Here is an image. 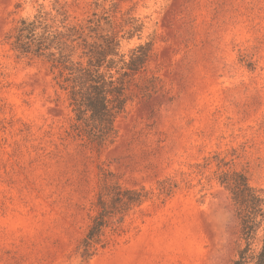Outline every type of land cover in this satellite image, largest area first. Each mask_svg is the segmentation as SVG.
Wrapping results in <instances>:
<instances>
[{"label": "rangeland", "instance_id": "1", "mask_svg": "<svg viewBox=\"0 0 264 264\" xmlns=\"http://www.w3.org/2000/svg\"><path fill=\"white\" fill-rule=\"evenodd\" d=\"M0 0V264H71L95 215L101 170L125 187L151 190L215 152L244 153L264 195V0H124L122 13L155 38L142 76L162 89L136 90L101 150L70 135L67 93L38 62L18 61L5 35L37 9ZM82 18L96 0H66ZM108 8L113 0H101ZM50 9V0H38ZM21 7H17V6ZM135 38L126 49L138 44ZM245 150V152H244ZM87 264H231L242 245L228 191L196 178L165 202L134 209Z\"/></svg>", "mask_w": 264, "mask_h": 264}, {"label": "trees", "instance_id": "2", "mask_svg": "<svg viewBox=\"0 0 264 264\" xmlns=\"http://www.w3.org/2000/svg\"><path fill=\"white\" fill-rule=\"evenodd\" d=\"M50 9L37 4L5 35L10 52L18 61L38 62L54 76L67 93L74 113L70 135L101 150L117 136L116 120L125 111L136 90L143 97L158 93L157 77H146L155 38L142 40L145 24L133 9L122 13L124 0L108 8L96 0L94 10L73 17L66 0H50ZM17 7H21L20 5ZM139 43L130 49L133 39ZM127 43V44H126ZM8 65L0 60V89ZM245 152V150H244ZM244 153L232 147L215 152L188 171L159 179L154 189L125 187L115 175L101 170V190L94 201L95 215L74 254L71 264H87L109 243V233H119L128 215L147 202H165L194 179L215 180L231 196L241 224L242 245L231 264H264V195L250 183L241 167Z\"/></svg>", "mask_w": 264, "mask_h": 264}]
</instances>
